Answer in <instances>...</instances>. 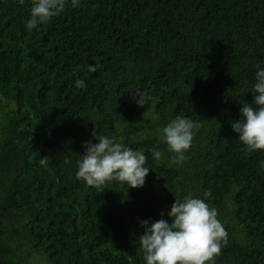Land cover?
Returning a JSON list of instances; mask_svg holds the SVG:
<instances>
[{"label": "trees", "instance_id": "16d2710c", "mask_svg": "<svg viewBox=\"0 0 264 264\" xmlns=\"http://www.w3.org/2000/svg\"><path fill=\"white\" fill-rule=\"evenodd\" d=\"M31 7L0 0V264H144L140 221L209 191L215 264H264V150L231 126L264 68V0H81L27 30ZM177 116L201 124L180 166L157 135ZM94 132L146 155L143 187L75 178Z\"/></svg>", "mask_w": 264, "mask_h": 264}, {"label": "clouds", "instance_id": "9594fccd", "mask_svg": "<svg viewBox=\"0 0 264 264\" xmlns=\"http://www.w3.org/2000/svg\"><path fill=\"white\" fill-rule=\"evenodd\" d=\"M20 5L25 0H18ZM71 3L73 8L81 6V0H32L31 17L26 29L32 30L38 24L49 22L65 11ZM101 67L99 58L89 64L87 71L96 73ZM77 88H84V80L75 81ZM133 102L138 107L147 105L151 96L145 90L135 89ZM253 95L251 104L240 108L241 118L232 122L233 131L248 151L264 150V68L257 65L255 82L248 90ZM201 124L187 117L177 116L166 126L157 130L160 140L166 144L167 152L173 154L171 164L180 166L189 157L188 151ZM98 143L86 141L82 159L76 161L75 178L87 186L101 190L108 183H115L127 189L141 188L146 183L150 167L146 166V155L117 142L114 138L93 133ZM152 156L160 161L161 151L152 149ZM211 192H205V199L189 193L183 200L175 199L166 219L152 222L140 221L145 229L139 237V247L143 252L144 264H215L222 244L227 243V232L217 219V210L205 202Z\"/></svg>", "mask_w": 264, "mask_h": 264}]
</instances>
